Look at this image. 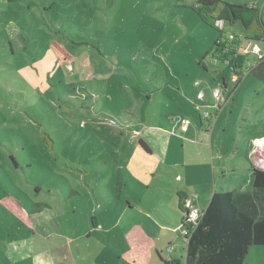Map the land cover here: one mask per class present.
Here are the masks:
<instances>
[{
	"label": "rangeland",
	"instance_id": "rangeland-1",
	"mask_svg": "<svg viewBox=\"0 0 264 264\" xmlns=\"http://www.w3.org/2000/svg\"><path fill=\"white\" fill-rule=\"evenodd\" d=\"M224 2L264 21V0ZM218 34L178 0H0V264L184 261L185 205L201 213L214 191H252L264 84L231 82L210 57ZM222 77L231 98L218 108ZM11 181L50 217L33 227ZM244 264H264V245Z\"/></svg>",
	"mask_w": 264,
	"mask_h": 264
},
{
	"label": "trees",
	"instance_id": "trees-1",
	"mask_svg": "<svg viewBox=\"0 0 264 264\" xmlns=\"http://www.w3.org/2000/svg\"><path fill=\"white\" fill-rule=\"evenodd\" d=\"M178 1L182 6L191 7L205 23L218 30L219 34L213 43L210 57L223 64L231 75V82L237 84L246 73H250L264 84V50H260V56L256 55V60L252 62L248 60V54L242 53V44L264 42V21L260 11L250 5L229 4L224 0ZM217 19H223L224 25H235L238 22L242 25L243 32L232 29L224 32L223 28L215 25ZM252 24L256 27L255 30H252ZM228 33L233 37L229 38ZM221 84L220 90L224 93L227 86L224 77L221 78ZM230 94L225 95L226 101L230 100ZM199 118L201 122L204 118L208 120L205 115H200ZM138 143L147 153H152L142 138L138 139ZM10 158L15 166L19 165L12 156ZM251 167L252 191H214L196 223L192 227L187 225V232L183 234L186 239L184 261L160 258L163 264H244L251 246L264 245V169L252 164ZM115 183V196L120 197L122 177H116ZM11 186L14 188L10 189L13 197L29 201L26 206L29 205L28 214L32 225L50 217V204L45 201H33L14 182ZM41 190L40 186L34 185L35 192ZM72 192L75 191L72 190L70 194ZM127 206L132 208L129 201ZM183 210L182 225L185 224L188 207L185 205Z\"/></svg>",
	"mask_w": 264,
	"mask_h": 264
},
{
	"label": "built area",
	"instance_id": "built-area-1",
	"mask_svg": "<svg viewBox=\"0 0 264 264\" xmlns=\"http://www.w3.org/2000/svg\"><path fill=\"white\" fill-rule=\"evenodd\" d=\"M215 25L218 28H223L224 27V21L223 19H217L215 21ZM229 38H232V34L228 33ZM250 52L256 53L257 56H260V49L257 44H252L246 42L245 44H242V53L248 54ZM235 76H233L234 80ZM198 96L202 97L204 96L203 91L198 92ZM213 97L215 99V105L216 107H219L221 103L226 102V96L225 92L223 93L221 90H215L213 91ZM197 109L201 110L203 115L209 117L211 115L210 111L207 109L204 110L201 106L196 105L195 106ZM188 123V120L185 119L183 121V129L186 128V125ZM247 157L250 159L251 164L254 165L255 167H259L264 169V137H255L252 139L249 145V149L247 152ZM186 207H188V215L185 220V224L182 225V233L185 234L187 232L188 226L192 227L195 223L198 217L200 216V213L197 209H195L193 206H189L188 203L186 204ZM187 227V228H186Z\"/></svg>",
	"mask_w": 264,
	"mask_h": 264
},
{
	"label": "crops",
	"instance_id": "crops-1",
	"mask_svg": "<svg viewBox=\"0 0 264 264\" xmlns=\"http://www.w3.org/2000/svg\"><path fill=\"white\" fill-rule=\"evenodd\" d=\"M225 1V0H224ZM251 26H253V24L251 25ZM142 139H143V137H142ZM13 203L15 204L16 202L13 200ZM17 204V203H16ZM15 204V205H16ZM28 220H29V214H28ZM33 227H35L34 225H32ZM58 254H56L55 256H57V257H59V258H62V259H64V258H69L68 256H70L71 255V252L69 251L68 252V248H66V249H64V248H62V246H59L58 248ZM73 249V248H72ZM67 252V253H66ZM68 253H69V255H68ZM72 255H73V251H72ZM53 263H54V255H53ZM44 263H46V261H44Z\"/></svg>",
	"mask_w": 264,
	"mask_h": 264
}]
</instances>
